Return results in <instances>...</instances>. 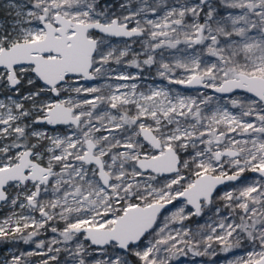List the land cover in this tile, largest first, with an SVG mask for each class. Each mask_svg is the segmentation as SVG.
I'll use <instances>...</instances> for the list:
<instances>
[{"label": "snow or ice", "instance_id": "obj_1", "mask_svg": "<svg viewBox=\"0 0 264 264\" xmlns=\"http://www.w3.org/2000/svg\"><path fill=\"white\" fill-rule=\"evenodd\" d=\"M0 11V264H264V0Z\"/></svg>", "mask_w": 264, "mask_h": 264}, {"label": "rangeland", "instance_id": "obj_2", "mask_svg": "<svg viewBox=\"0 0 264 264\" xmlns=\"http://www.w3.org/2000/svg\"><path fill=\"white\" fill-rule=\"evenodd\" d=\"M0 2H3V0H0ZM9 19V17L6 16L5 13L0 11V21H6ZM5 214V210H0V215ZM202 222L196 218H194L190 224L191 226H195L197 223ZM9 245H0V253H2ZM20 247L26 248L27 246L21 245ZM238 254V253H237ZM227 259L224 255H218L214 258V264H222V262ZM201 261H203V264H209V261L207 258H196L195 260H190L187 258H181V260L178 262V264H201Z\"/></svg>", "mask_w": 264, "mask_h": 264}]
</instances>
